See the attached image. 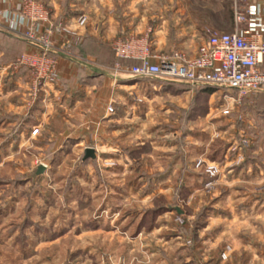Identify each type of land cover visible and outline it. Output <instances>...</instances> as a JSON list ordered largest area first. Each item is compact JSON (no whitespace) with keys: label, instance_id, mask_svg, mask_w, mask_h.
<instances>
[{"label":"rangeland","instance_id":"1","mask_svg":"<svg viewBox=\"0 0 264 264\" xmlns=\"http://www.w3.org/2000/svg\"><path fill=\"white\" fill-rule=\"evenodd\" d=\"M34 1L50 22L84 32L64 52L93 60L95 123L48 146L29 134L28 111L46 89L32 102L29 72L15 61L26 112L0 114V264H264V92L128 76L122 83L136 89L102 87L117 39L148 33L155 53L192 57L208 30H234L241 1ZM87 147L94 159H84ZM40 163L46 171L32 181Z\"/></svg>","mask_w":264,"mask_h":264},{"label":"built area","instance_id":"2","mask_svg":"<svg viewBox=\"0 0 264 264\" xmlns=\"http://www.w3.org/2000/svg\"><path fill=\"white\" fill-rule=\"evenodd\" d=\"M240 1L233 13L234 30L227 33L208 30V38L194 56L186 57L181 50L157 54L146 33L114 42L116 58L127 63L121 66L118 61L115 67L125 69L129 77L136 79L182 81L239 93L264 92V4L257 0ZM85 20L82 15L77 22L84 24ZM44 24L48 27L38 32L39 25ZM49 25L47 11L34 0H19L15 9L0 8V31L20 35L35 46L33 52L21 54L15 64L29 72L32 102L58 79V58L52 52L54 41ZM57 29L63 30L61 26ZM107 110L112 112V106ZM198 163L205 166L210 176L215 175L216 166Z\"/></svg>","mask_w":264,"mask_h":264},{"label":"crops","instance_id":"3","mask_svg":"<svg viewBox=\"0 0 264 264\" xmlns=\"http://www.w3.org/2000/svg\"><path fill=\"white\" fill-rule=\"evenodd\" d=\"M18 1L19 0H0V8L15 9L17 7ZM58 22H60V20H56V18H52L51 16V22L49 25L51 31L50 36H52L54 41L52 52L58 56V80L53 86L47 88L45 93L41 94L38 102L32 106L29 111L27 110L28 116L27 120L25 121V124L29 125L31 128L29 134L32 133V130L34 129L33 127H37V134L39 132L41 135L44 134L46 137L45 144L47 146L48 144H57L58 138H61L67 132L65 129H68L69 133H71V130L73 129L76 130L75 133H78L79 127H85L88 121L93 122L95 120L94 114H91V112L87 110L86 104L89 101L91 102V92L93 91V88L96 87L95 84L99 83V80H97L99 79L97 78L98 75L96 76V74L93 73V70L90 72L88 71L89 67L91 68L93 66V60H81L78 55L68 56L67 53L64 52L69 45L75 46L74 41L85 36L84 32L79 29L78 31H75V33L70 34L68 29L63 26V31L66 32L64 33L57 29V26H59L57 24ZM71 25L76 27L75 22ZM47 27L48 25L46 26V24L39 25L38 32L45 30ZM61 41L64 43V45L62 44L63 46L60 45ZM34 50L35 46L26 39L22 38V36L0 31V105L1 103L6 104L0 108V114L4 112V109H7L9 113H13L12 115L14 116H20L21 113L26 112L25 108L22 107L23 102H19L21 100L15 98L16 95L14 92L18 89L17 85H19L17 77L20 75L19 72L14 73L15 67L13 65L21 54L33 52ZM121 66H123V64H121ZM114 70V74L112 75L113 78H110L107 74H104L102 77L103 83L100 82V84L102 83V87H104L109 92L113 83L117 82L118 85L127 87V91L132 88L136 89L134 83H122L123 79L128 76L125 69H117L114 67ZM6 73H11L14 75V80H7L6 78L2 80V77H4L3 75ZM12 81H14L15 84H12ZM105 115L107 114L105 113ZM73 119L77 122L71 121ZM35 120H38L37 123H35ZM101 125L102 127H105L103 124ZM1 128L2 125H0V129ZM106 130L111 131L110 129ZM55 136H57L56 139ZM51 140L53 141L48 143ZM62 144L64 145L66 142L60 143V146ZM261 207L259 208L258 212L264 210L263 207ZM219 245V247H222L220 250L224 252V245L229 244L221 243ZM229 246L232 250L228 252V257L230 256L228 259H231V252L233 251V248L231 245ZM216 251L217 254L219 250ZM213 259L212 261H214L215 264H225L220 259V257H215ZM246 261L248 262L249 259H246ZM207 263L208 262H202L201 264ZM184 264H189V262L186 261ZM240 264H246V262L242 261Z\"/></svg>","mask_w":264,"mask_h":264},{"label":"water","instance_id":"4","mask_svg":"<svg viewBox=\"0 0 264 264\" xmlns=\"http://www.w3.org/2000/svg\"><path fill=\"white\" fill-rule=\"evenodd\" d=\"M88 157H90L92 159L95 158V150H94V148H92V147L85 148V150H84V159L88 158ZM45 171H46V165L43 164V163H40V164H38L37 166L33 167L30 170L28 176H29V178L32 179V181H35L38 177L43 175L45 173Z\"/></svg>","mask_w":264,"mask_h":264},{"label":"trees","instance_id":"5","mask_svg":"<svg viewBox=\"0 0 264 264\" xmlns=\"http://www.w3.org/2000/svg\"><path fill=\"white\" fill-rule=\"evenodd\" d=\"M115 59H116V61L118 62V61H120L118 58H116V56H115ZM122 64H124L125 63V61H120ZM127 62V61H126ZM204 86H208V85H204ZM206 89H208V88H206ZM209 90V89H208Z\"/></svg>","mask_w":264,"mask_h":264}]
</instances>
